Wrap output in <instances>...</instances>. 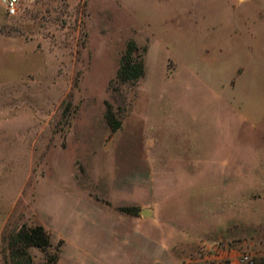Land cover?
Segmentation results:
<instances>
[{"label": "rangeland", "instance_id": "obj_1", "mask_svg": "<svg viewBox=\"0 0 264 264\" xmlns=\"http://www.w3.org/2000/svg\"><path fill=\"white\" fill-rule=\"evenodd\" d=\"M7 1L0 264H264V0Z\"/></svg>", "mask_w": 264, "mask_h": 264}, {"label": "trees", "instance_id": "obj_2", "mask_svg": "<svg viewBox=\"0 0 264 264\" xmlns=\"http://www.w3.org/2000/svg\"><path fill=\"white\" fill-rule=\"evenodd\" d=\"M145 74V62L140 53V49L135 42H130L122 57V64L118 77L122 81H138ZM107 120L113 131L120 128L121 122L117 120L112 110L108 109ZM38 247L46 250L51 246L50 235L42 225H23L14 234L8 246V256L10 264H33V259L29 253V247ZM55 264L57 256L52 257ZM51 258V259H52ZM50 260V258H49ZM264 263V261H263Z\"/></svg>", "mask_w": 264, "mask_h": 264}, {"label": "built area", "instance_id": "obj_3", "mask_svg": "<svg viewBox=\"0 0 264 264\" xmlns=\"http://www.w3.org/2000/svg\"><path fill=\"white\" fill-rule=\"evenodd\" d=\"M7 10L11 15L16 14L18 11V0H8Z\"/></svg>", "mask_w": 264, "mask_h": 264}, {"label": "water", "instance_id": "obj_4", "mask_svg": "<svg viewBox=\"0 0 264 264\" xmlns=\"http://www.w3.org/2000/svg\"><path fill=\"white\" fill-rule=\"evenodd\" d=\"M143 214L148 215V214H149V211H148V210H144V211H143Z\"/></svg>", "mask_w": 264, "mask_h": 264}]
</instances>
